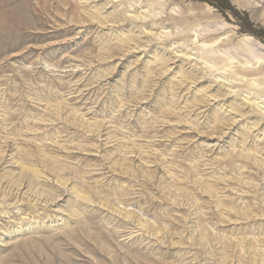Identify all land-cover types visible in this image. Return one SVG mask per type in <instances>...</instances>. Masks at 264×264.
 Segmentation results:
<instances>
[{
  "label": "rangeland",
  "instance_id": "1",
  "mask_svg": "<svg viewBox=\"0 0 264 264\" xmlns=\"http://www.w3.org/2000/svg\"><path fill=\"white\" fill-rule=\"evenodd\" d=\"M263 105L264 0H0V264H264Z\"/></svg>",
  "mask_w": 264,
  "mask_h": 264
},
{
  "label": "bare ground",
  "instance_id": "2",
  "mask_svg": "<svg viewBox=\"0 0 264 264\" xmlns=\"http://www.w3.org/2000/svg\"><path fill=\"white\" fill-rule=\"evenodd\" d=\"M219 61H220V60H219ZM263 106H264V105H263ZM259 108H260V107H259ZM261 110H262V109H261ZM240 116H241V117H243V115H242V114H241ZM236 122H238V121H236ZM260 122H261V121H260ZM255 127H256V126H255ZM49 259H50V258H49Z\"/></svg>",
  "mask_w": 264,
  "mask_h": 264
}]
</instances>
